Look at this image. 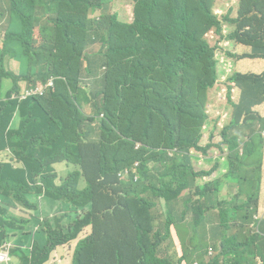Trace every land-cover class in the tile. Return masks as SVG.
I'll use <instances>...</instances> for the list:
<instances>
[{
	"label": "trees",
	"instance_id": "obj_1",
	"mask_svg": "<svg viewBox=\"0 0 264 264\" xmlns=\"http://www.w3.org/2000/svg\"><path fill=\"white\" fill-rule=\"evenodd\" d=\"M128 1L131 22L108 13L114 0H0V243L14 232L24 246L38 228L10 264H47L65 246L70 264H264V220L250 228L264 187L245 182L263 174L264 73L234 69L264 61V0H239L237 15L222 0ZM211 33L234 51L221 78L232 68L233 113L202 145L221 83Z\"/></svg>",
	"mask_w": 264,
	"mask_h": 264
},
{
	"label": "rangeland",
	"instance_id": "obj_2",
	"mask_svg": "<svg viewBox=\"0 0 264 264\" xmlns=\"http://www.w3.org/2000/svg\"><path fill=\"white\" fill-rule=\"evenodd\" d=\"M238 4H239V0H235L234 1V12L235 14H237L238 11ZM132 8H133V4L129 1L123 0V1H118L115 0L114 2H112V4L109 6V10L108 13L110 14H117L119 17V20L122 22H131L132 21ZM1 35V33H0ZM3 40V38H2ZM2 40L0 38V45L2 44ZM207 42L209 43L211 48H216V60L218 61V70L220 72L219 75V80L221 83H217V85L215 86V88L213 90H211L212 92H209V97H208V105H207V109H209V117L208 118V126L206 129L203 130V138L201 141L202 145H205L208 141H209V135H212V139H210L214 144H217L220 142V131L222 129V127L224 126H228L231 119H232V113H233V108L230 104V102L227 100V92H223L225 91V87H227V80L231 77L232 74H234V71L231 68V73L230 75L227 76V78H225L223 81H221L222 76L224 74L223 68L225 66H228V64H230L231 66L233 65V61H228L227 58L225 57V53H229L232 54L234 51L232 50L231 47H220L219 43L220 41L218 40V37L209 34L207 36ZM98 48L95 47L93 48V51H96ZM11 67L12 70L14 71L15 74L19 75L20 74V65L19 64H15V63H11ZM238 72L240 73H245V71L243 69H238ZM99 74H101V72H99ZM246 75V74H245ZM12 82L11 81H5V85L3 90L7 91L9 89V86H11ZM93 89V85L91 83L90 80L87 81V87L85 89V91L87 92V94L90 93V90ZM231 98L234 102H236L238 100V94H231ZM208 106H210L208 108ZM91 106L89 104H86L84 106V109L88 112L91 113ZM236 132V131H233ZM263 133V139H264V132ZM140 144H137V146H139ZM215 151V149H211L210 152ZM1 154V153H0ZM4 156L0 155V161L4 160ZM201 167V166H200ZM219 172L223 173L224 172V167H220ZM58 173L62 174V177H65L66 174L63 173V169L62 168H58ZM260 178H262L260 175L258 176ZM256 178L254 181H245L249 186H251L254 190H257L258 187L262 184V180L260 178ZM58 180H59V176H58ZM205 181H208V179H205ZM236 182H232V184H234ZM239 185L240 189H242V194H244L242 196V200H246L247 197L245 196L247 194V192H245V188H243L244 185L241 184V182L236 183ZM238 191V189H235L234 192ZM233 192L227 187L224 186L221 191L218 193L217 197L219 200H229L230 197L232 196ZM39 202H40V206L41 209L43 210L45 207V199L44 196L39 198ZM259 209H258V213L256 214V216L260 217V215H262V213L264 212V206L262 205V202L259 200ZM211 219L209 221V224H213L215 226L218 225V217L214 212H210L209 213ZM54 216V214H53ZM45 217L42 216L41 220L43 221ZM38 232V228H35L31 231H29L28 229H26V231L23 232L24 238H23V243L24 246H18V241L20 240L22 234L19 233L17 237H13L12 235L14 234V232H11L9 238H7L5 240L4 243H0V246L3 244H8L12 247V257L14 256V251L16 247H19L20 249H23L25 252H27L28 250H30L32 248V244H33V240L35 239V233ZM242 239H245L242 236ZM42 241V240H40ZM78 241H75L73 243V247H75L77 245ZM45 244V241H44ZM64 249H66L65 254L59 259L60 260V264H70L72 261V256H73V251L71 249L70 246H65ZM21 252V251H20ZM213 253V251H212ZM229 258H232L231 256H229ZM256 261V260H255ZM47 264H55V262H48Z\"/></svg>",
	"mask_w": 264,
	"mask_h": 264
},
{
	"label": "crops",
	"instance_id": "obj_3",
	"mask_svg": "<svg viewBox=\"0 0 264 264\" xmlns=\"http://www.w3.org/2000/svg\"><path fill=\"white\" fill-rule=\"evenodd\" d=\"M222 1L226 4V6L228 8H230L231 10L234 11V1L235 0H222ZM213 13L215 15L224 16L226 18V20H228L229 22H232L231 17L229 15L223 13L218 7L213 6ZM235 52L238 54L245 53V49L243 47L236 46ZM234 69L235 70L243 69L245 71V73H243V74L261 75L262 73H264V61H261V60L238 61V63L235 65ZM263 108H264V104L256 106L255 109L257 111H262ZM262 186L264 187V167H263V174H262ZM259 200L261 202H264V188H263V190H260ZM260 217L262 220H264V212L262 213V215ZM173 243H174V246L177 248L180 245V243H178V240H175ZM65 252H66V249H64V247L57 249L56 251H54L51 254V258L48 262H50V263L55 262V264H60L59 259L65 254ZM179 252L180 251H177V253H179ZM14 264H15V262H14ZM257 264H261V260L258 259Z\"/></svg>",
	"mask_w": 264,
	"mask_h": 264
},
{
	"label": "built area",
	"instance_id": "obj_4",
	"mask_svg": "<svg viewBox=\"0 0 264 264\" xmlns=\"http://www.w3.org/2000/svg\"><path fill=\"white\" fill-rule=\"evenodd\" d=\"M55 88V80L51 79L46 85L38 86L34 89L27 90L20 97V100H27L31 97H43L50 90ZM137 166V164H135ZM258 232V230H257ZM12 261V247L8 244L0 246V264H10Z\"/></svg>",
	"mask_w": 264,
	"mask_h": 264
},
{
	"label": "clouds",
	"instance_id": "obj_5",
	"mask_svg": "<svg viewBox=\"0 0 264 264\" xmlns=\"http://www.w3.org/2000/svg\"><path fill=\"white\" fill-rule=\"evenodd\" d=\"M114 1H115V0H114ZM118 1H123V0H118ZM126 1H128V0H126ZM129 2H131V1H129ZM131 3H132V2H131ZM132 4H133V3H132ZM133 8H134V4H133ZM133 8H132V10H133ZM132 16H133V11H132ZM132 20H133V18H132ZM138 147H140V145L137 146L136 149H137ZM169 155H171V153H169ZM260 221H262L261 217H258V216L255 215L254 218H253V222H252V224H251V226H250V228L252 229V231L257 232V230H258L257 233H260V230H259V227H258ZM12 250H13V249H12Z\"/></svg>",
	"mask_w": 264,
	"mask_h": 264
}]
</instances>
